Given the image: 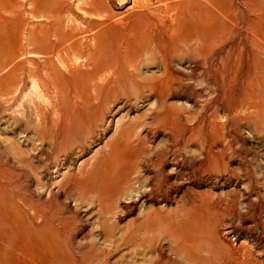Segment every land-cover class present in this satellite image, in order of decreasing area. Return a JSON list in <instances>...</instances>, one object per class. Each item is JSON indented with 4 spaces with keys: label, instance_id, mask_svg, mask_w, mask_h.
<instances>
[{
    "label": "rangeland",
    "instance_id": "374dc122",
    "mask_svg": "<svg viewBox=\"0 0 264 264\" xmlns=\"http://www.w3.org/2000/svg\"><path fill=\"white\" fill-rule=\"evenodd\" d=\"M0 264H264V0H0Z\"/></svg>",
    "mask_w": 264,
    "mask_h": 264
},
{
    "label": "bare ground",
    "instance_id": "6f19581e",
    "mask_svg": "<svg viewBox=\"0 0 264 264\" xmlns=\"http://www.w3.org/2000/svg\"><path fill=\"white\" fill-rule=\"evenodd\" d=\"M9 7V6H8ZM3 8V7H2ZM10 11V10H9ZM10 13V12H9ZM204 37V36H203ZM199 40H200V38H199ZM197 44V43H196ZM204 49V48H203ZM91 55V54H90ZM90 70V69H89ZM88 70V71H89ZM89 74V73H88ZM91 74V73H90ZM93 75V74H92ZM86 79V78H85ZM77 82L76 83H78V80H76ZM94 90V89H93ZM75 91H77L76 89H75ZM77 93V92H76ZM95 96V95H94ZM96 100V99H95ZM57 106V105H56ZM92 107H93V105H92ZM239 112V111H238ZM23 125V124H22ZM96 127V126H95ZM93 130V129H92ZM95 132V131H94ZM112 144V143H111ZM109 145V144H108ZM108 152V151H107ZM48 153V152H47ZM109 153V152H108ZM104 155V154H103ZM106 155V154H105ZM140 156V155H139ZM142 157V156H141ZM105 158V157H104ZM106 159H107V157H106ZM142 159V158H141ZM139 160L140 159H138V162H139ZM115 161V160H114ZM135 162H136V158L134 159V158H130V160H129V162H128V164H127V168L131 171V173H129V174H125V175H119L120 173L118 172V167H120V162H119V160L117 159V161H115V163H114V165H113V167H112V171H117V173H118V179H117V182H116V185L114 186V191H115V194L116 195H119V194H122V191L124 192V191H128L129 189H130V187L132 186V182H133V174H136V172L135 173H133V171H134V168H135ZM113 163V162H112ZM126 170V169H125ZM159 171V170H158ZM120 172H121V170H120ZM112 173V172H111ZM138 179H139V177H138ZM113 181V180H112ZM134 182H135V180H134ZM114 183V182H113ZM107 185H105V187H106ZM160 187H162V186H160L159 185V183L158 182H152V183H150L149 184V188H148V190L147 191H138V195H137V197H138V199L139 198H141V197H148V199H150V200H152L153 198H155V197H158V196H160V194H161V190L162 189H160ZM106 192H107V187H106V189H105V192H104V195L103 196H101L100 198H99V207H100V210H103V207H104V202H105V194H106ZM41 193V192H40ZM81 194V193H80ZM124 194V193H123ZM162 195V194H161ZM31 205V204H30ZM46 208V207H45ZM45 212H47V210L45 211ZM103 213H104V211H103ZM53 215V214H52ZM148 215V214H147ZM48 216H46V218H47ZM41 218H42V216H41ZM54 218V217H53ZM40 221H41V219H39ZM48 220V219H47ZM40 221H38L39 222V224H40ZM42 221H43V219H42ZM46 221V220H45ZM45 223V222H44ZM43 223V224H44ZM38 224V223H37ZM42 224V223H41ZM48 225V224H47ZM106 225V224H105ZM40 226V225H39ZM41 227V226H40ZM37 228V227H36ZM44 228V227H43ZM99 230L101 231V233L103 234V236H104V238H106V239H110V240H112L113 239V230L112 229H108V228H105V227H103V226H101V225H99ZM36 231V230H35ZM38 231H40V230H38ZM42 234H43V232H41ZM54 233H56V232H54ZM62 233V232H61ZM37 234H38V232H37ZM40 235V236H44V235ZM63 234V233H62ZM67 234V233H66ZM64 235V234H63ZM38 236V235H37ZM51 237V236H50ZM57 237H58V234H57ZM65 237H67V236H65ZM43 238H45V237H43ZM59 238V237H58ZM50 239V238H49ZM60 239V238H59ZM68 239V238H67ZM67 239H65V240H67ZM55 240V239H54ZM61 240H63V239H61ZM44 241H46V240H44ZM49 241H46V243H48ZM67 242V241H66ZM45 243V244H46ZM52 243H53V241H52ZM58 243V242H57ZM34 244V243H33ZM38 244V243H37ZM40 244H42V243H40ZM55 244V243H54ZM58 245V244H57ZM66 245V244H65ZM49 246V245H48ZM69 246H70V244H69ZM40 247H42V249L44 248L43 246H40ZM39 247V248H40ZM46 247H47V245H46ZM58 247V246H57ZM60 247H61V245H60ZM38 248V247H37ZM71 247H69L68 249H70ZM41 249V248H40ZM47 249V248H46ZM58 249V248H57ZM76 249V248H75ZM50 250V249H49ZM59 250H57L56 252H58ZM60 251L62 252V250H61V248H60ZM59 251V252H60ZM71 251V250H70ZM69 251V252H70ZM27 252V251H26ZM58 252V253H59ZM64 252V251H63ZM62 252V253H63ZM70 253H72V252H70ZM41 254V253H40ZM49 254V253H48ZM51 254V253H50ZM46 255V254H45ZM57 256H58V254H56ZM62 255V254H61ZM61 255H59V256H61ZM67 255V254H66ZM37 256V255H36ZM48 256V255H47ZM63 256V255H62ZM61 256V257H62ZM61 257H60V259H61ZM45 258H46V256H45ZM51 258V257H50ZM65 258H67V257H65ZM49 259V258H48ZM52 259V258H51ZM57 258L55 257V260H56ZM74 259V258H73ZM66 261V260H65Z\"/></svg>",
    "mask_w": 264,
    "mask_h": 264
}]
</instances>
